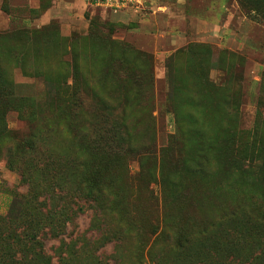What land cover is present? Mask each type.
Returning a JSON list of instances; mask_svg holds the SVG:
<instances>
[{
  "label": "rangeland",
  "instance_id": "obj_1",
  "mask_svg": "<svg viewBox=\"0 0 264 264\" xmlns=\"http://www.w3.org/2000/svg\"><path fill=\"white\" fill-rule=\"evenodd\" d=\"M139 1L0 0V264H152L168 234L231 250L245 217L264 242V0ZM79 165L115 215L86 203L59 235Z\"/></svg>",
  "mask_w": 264,
  "mask_h": 264
},
{
  "label": "trees",
  "instance_id": "obj_2",
  "mask_svg": "<svg viewBox=\"0 0 264 264\" xmlns=\"http://www.w3.org/2000/svg\"><path fill=\"white\" fill-rule=\"evenodd\" d=\"M78 169H80V165ZM112 182L113 181L106 182V178L104 176L99 178L98 173L93 171V168L90 171L89 169H80L75 182L79 190V201L75 204L74 208L66 204V206L63 205L59 211L51 210L48 214L46 213V225L48 224V226L51 227V229L57 234H63L64 229L67 226V222H71L73 217L84 209L83 205L86 203L92 206V208H94L98 213L114 217L115 214L113 213V205L116 201L117 194L113 192L114 185L112 186ZM52 192L53 191L49 192L50 197ZM35 201L36 200L34 198H29L26 200L25 205L32 204V206H34L37 204ZM21 202L22 201H15L12 210L13 214L17 212L18 206L22 204ZM57 217L64 218L62 219L64 225L61 228H59L60 226L55 223ZM245 218H247V220L243 221L242 227H246L247 231L243 234V232L239 230L237 233L233 234L235 246L231 250L227 247V244L221 240H219V242L210 243L208 235H205L202 243L194 249L192 246L194 240L193 237L183 240L181 237H175L174 235L172 236L171 234H168L167 244L162 248L160 256L157 257L153 255L151 263L153 264L155 261L156 264H206L209 259L206 258L205 255L212 252L213 255H211V257H213L215 254L217 255V251H219V253L232 252L229 255L232 256V258L223 259L221 261L216 259L215 262H211L210 260L208 264H264V242L259 238L258 230L253 226L254 221H251L252 218ZM153 233L154 232H150L148 236L151 237ZM113 238L116 239L118 237L115 236ZM104 239L103 246L112 242L111 239ZM239 249H242L248 254L249 258L247 260H236L235 252ZM144 263L145 260L142 258L141 260L136 259V262L133 264Z\"/></svg>",
  "mask_w": 264,
  "mask_h": 264
},
{
  "label": "built area",
  "instance_id": "obj_3",
  "mask_svg": "<svg viewBox=\"0 0 264 264\" xmlns=\"http://www.w3.org/2000/svg\"><path fill=\"white\" fill-rule=\"evenodd\" d=\"M92 3L109 8H119L126 4L138 3L139 0H91Z\"/></svg>",
  "mask_w": 264,
  "mask_h": 264
}]
</instances>
